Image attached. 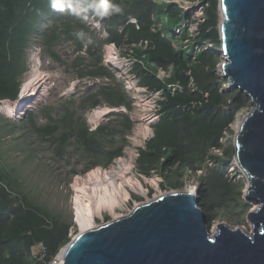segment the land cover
<instances>
[{"label":"trees","instance_id":"obj_1","mask_svg":"<svg viewBox=\"0 0 264 264\" xmlns=\"http://www.w3.org/2000/svg\"><path fill=\"white\" fill-rule=\"evenodd\" d=\"M107 1L111 7L99 11L98 0H0V102L18 98L28 51L37 35L43 37L47 48L60 42L73 44L83 54L82 59L90 58V70L80 75L91 79L113 78L103 64L106 44L125 49L124 55L130 52L135 58L128 66L129 76L146 90V95H160L153 137L137 148L135 171L139 176H159L161 190L171 191L183 188L182 177L187 171L195 176L197 170H205V176H198L203 184L199 197L204 199L198 207L204 213L209 200L218 205L229 201L233 207L240 204L241 192L238 199L231 196V182L224 174L234 157V148H225L222 140L226 133H233L231 126L249 100L228 87L217 73L218 0H200L204 5L200 7L202 20L198 22L194 13L186 14L179 4L169 0ZM78 2L85 3V14L74 9ZM192 24L196 35L190 37L184 27ZM178 29L183 32L174 37ZM186 39L189 43L182 44ZM146 44L148 48L143 49ZM82 59H77V63ZM159 72L164 75L159 76ZM100 104L133 109L122 83L99 85L79 100L78 107L85 111ZM73 105L71 102L65 107L62 116L53 107L43 108L39 115L46 120L43 126H37V116L29 112L23 129H29L58 160H63L68 150L79 154L83 167L80 171L71 170V176L96 167L107 168L123 156L133 122L127 115L116 113L113 119L89 132ZM2 106L0 129L5 128V133L14 131L17 124L8 119L9 111ZM214 177L219 181L217 187L209 184ZM237 185L242 190L240 181ZM11 186L7 172L0 168V264H50L70 243L73 225L33 203L26 194L14 192ZM151 195L152 191L148 197ZM135 200L142 201L136 197ZM39 245L43 250L31 255V250Z\"/></svg>","mask_w":264,"mask_h":264},{"label":"water","instance_id":"obj_2","mask_svg":"<svg viewBox=\"0 0 264 264\" xmlns=\"http://www.w3.org/2000/svg\"><path fill=\"white\" fill-rule=\"evenodd\" d=\"M218 14V74L251 107L235 129L233 158L248 181L244 200L257 205L247 213L252 232L221 223L210 233L197 194L172 191L79 232L60 264H264V0H218Z\"/></svg>","mask_w":264,"mask_h":264},{"label":"rangeland","instance_id":"obj_3","mask_svg":"<svg viewBox=\"0 0 264 264\" xmlns=\"http://www.w3.org/2000/svg\"><path fill=\"white\" fill-rule=\"evenodd\" d=\"M106 1L107 0H98L99 11L109 7L110 4ZM169 1L179 4L184 9L186 14L194 13L193 15L196 22L202 20V17H200L202 15L200 7L204 4H201L200 0ZM74 9L77 13L83 12L82 14H85V11H87V7L83 2H78L74 6ZM86 19L87 17H85V20ZM184 29L190 33V37L196 35L194 31L195 24H192L189 27L185 26ZM98 31L100 30L97 28L96 32L98 33ZM181 31V29L176 30L174 37H178ZM188 41L189 40L186 39L182 42V44H185ZM31 46V49L28 51L26 71L21 77L20 87L22 88L23 82L32 72V67L36 62L38 71L50 76L47 81V89L46 92H43L42 90H38L37 92L35 91L32 93L30 98H27V95L21 93L22 89L20 88L19 93L23 96L20 102L13 106L10 104L2 106V108L9 111L8 113L10 115L8 119L11 122L16 123L17 128L14 131L7 133H5V128L0 129V168L7 172L8 181L12 184L11 189L14 192L17 191L26 194L29 200L33 203L38 204L48 211L59 214L71 221L75 229L73 235H77L80 228L79 226L74 225V220H76L74 211L75 180L85 179L90 172L96 169H116L118 162H112V164L107 168L96 167L85 174H76L71 176V170L80 171L83 167V162H81L83 159L78 157L79 154H75L74 152H70V150H68L65 158L63 160H58L54 158L50 148H44L45 145L41 142V140H38L31 135L29 129H23V125L25 126L26 124L25 118L29 112L37 116V126H43L46 124L45 119L39 116L41 114L40 111L43 108L53 107L57 110L56 112L59 113V116H62V111H64V108L68 107L71 102L74 103L73 107L76 111V116L78 118H83L85 122L84 115L89 110H80L78 102L85 95L94 92L98 88V86H96L97 83L89 76L80 75V72L84 73L85 70H90L88 67L90 65V61H88L90 58L88 59V57H86L87 59H82L81 57H84L83 54L77 52V49L74 48L73 44H70L69 42H60L51 48H47L43 43V37L41 35H37L36 38L33 39ZM107 48L108 45H105L103 48V64L113 74L112 79L108 78L109 85H112L113 83H122L128 91V95L133 102V109L130 114L134 121V128L138 129L136 130V136H138L137 134L145 127L152 130L153 122H150L149 124L144 123L143 113L148 114V116L153 119L156 115L153 112V107L156 104L155 102L160 100V96H158V94H151L146 97L140 95V93L137 92V88L134 89L133 87L136 83L135 79L128 77V73H130L128 72V66L135 60V58L130 55V52L128 55H124L125 49H116L115 54H107V51L110 49ZM147 48L148 45H144L143 49ZM79 58L83 61L77 63V59ZM191 58H193V55ZM163 75V72H159V76L162 77ZM66 92L68 93L66 94ZM103 105L104 104L99 105L101 107L100 110L104 109ZM250 109L251 107L248 104L237 116L236 122L232 124L231 129L233 133L231 135L227 133L225 134V138L222 140L225 148L233 146V136L235 129H237L238 122L245 114L249 113ZM8 113H4V115ZM115 115V112L106 110L101 124H105L108 120L113 119ZM5 116L7 117L8 115ZM40 118H42V120ZM2 123L5 124L6 122L2 120ZM25 131H27L26 134ZM141 145H143L142 140L140 141L139 137L133 136L131 143L127 144V146H130V149H126L127 147H125L122 159L128 160L130 157L134 158L133 168L129 178H131L135 183L140 184L142 189H139L138 191H130L127 189L129 195L125 200L124 205L117 208L115 210V214H112L107 210H103L101 212V216H96L94 225L99 226L106 223V216L109 217V221H111L126 215L128 213L127 210L131 211L134 206L147 202L161 194L170 193L172 191L194 192L197 194L199 201L203 199L199 197V190L203 187V184H201L198 176H205L207 174L205 170H197L195 176H193V173L191 174L190 171H187L182 177L183 188L171 191L161 190L160 185L162 180L155 174H152L149 177H145L143 175L139 176V174L135 171L134 162H136V160L135 156H133V151L135 147L138 148V146ZM212 152L220 155L219 152ZM212 165L213 164L209 166ZM224 174L225 178L229 179L231 182V196L238 199V193L241 192L243 201L233 207L232 204L234 203L229 201L218 205L215 204V202L212 203V200H209V206H205L203 208L205 214L210 217H208L207 222L209 232L213 233L216 231V226L222 223L229 227L242 228L245 232L251 233V225L247 222V213L253 209L255 210L257 205L254 203H247L244 200L243 192L248 186V181L241 169L235 163L234 158L228 164V168L225 170ZM238 181L242 183V190H240L237 185ZM209 184H214L215 187H217L219 185V181L216 177H214L210 180ZM150 191H152V195L148 197ZM135 197L141 198L142 201L139 202L135 200ZM212 204H214V206L213 208H210ZM38 252L39 248L35 247L31 250L30 254H37Z\"/></svg>","mask_w":264,"mask_h":264},{"label":"bare ground","instance_id":"obj_4","mask_svg":"<svg viewBox=\"0 0 264 264\" xmlns=\"http://www.w3.org/2000/svg\"><path fill=\"white\" fill-rule=\"evenodd\" d=\"M110 53L112 54L111 49L107 51V54ZM37 67L35 62L32 72L23 82L22 88L20 87L22 89L21 93L27 95V98H30L35 91L42 90L46 92L47 89V81L50 76L39 72ZM4 105L9 104L5 103ZM104 109L95 110L91 115V121L96 123L98 119H101L106 113ZM148 131V127H145L140 131V135L144 138ZM132 168L133 158L130 157L128 160L122 159L118 161L116 169H96L90 172L85 179L75 180V224L79 226L80 232L95 228L94 220L96 216H101L103 210L115 214V210L124 205L129 195L127 189L130 191L142 189L140 184L129 178Z\"/></svg>","mask_w":264,"mask_h":264},{"label":"built area","instance_id":"obj_5","mask_svg":"<svg viewBox=\"0 0 264 264\" xmlns=\"http://www.w3.org/2000/svg\"><path fill=\"white\" fill-rule=\"evenodd\" d=\"M111 49L112 50V54H115V50L117 49L113 44H109L108 45V48L107 49ZM39 52V51H38ZM81 53V52H80ZM128 77H131V76H129V73H128ZM132 79H135L134 77H132ZM92 80H94L97 84H96V86H99V85H108L109 84V79L108 78H106V77H95V78H93ZM136 81V80H135ZM133 87H134V89L135 88H137V92L138 93H140V95H143L144 97H146L147 95H146V90L144 89V88H142V87H139L138 85H137V82L133 85ZM68 92H66V94H67ZM157 95L158 94V96H160L159 95V93L158 92H156V93H154V95ZM153 95V94H152ZM133 103V102H132ZM156 104H155V106L153 107V112L155 113V110H156V108H157V101L155 102ZM101 107L98 105V106H96V107H94L93 109H91V110H89L88 112H86V114L84 115V118H85V124H86V126H87V128H88V130H89V132H92V131H94L100 124H101V122H102V119H103V116H102V118L101 119H98L97 121H96V123L95 122H92L91 121V115L93 114V112L95 111V110H97V109H100ZM103 108H105L107 111H111V112H115V113H123V114H125V115H127L128 117H129V119L133 122V127H132V129H131V132H130V134H128L127 136H126V140H127V142L128 143H131V141L133 140V136H135V137H139V139H140V141L142 140V142H143V145L145 144V142L147 141V140H149L150 138H152L153 137V129L151 130L150 128H148V134L146 135V137H142L141 135H140V132L137 134L138 136H136V130H138V129H136V128H134V121H133V118H132V116H131V114H130V112L131 111H128L126 108H124V107H119V108H112V107H109V106H107V105H103ZM102 108V109H103ZM108 113V112H107ZM144 114V123H146V124H149L150 122H153V124L155 123V121H156V119H157V114L153 117V119L152 118H150L149 116H148V114H145V113H143ZM41 120H42V118H40ZM45 122H46V120H45ZM140 144H142V143H140ZM143 145H141V146H138V148H142L143 147ZM127 148L126 149H130V146H126ZM137 147H135V149H134V151H133V156H135V160L137 159V157H138V153H137V149H136ZM125 149V148H124ZM124 152L125 151H123V156H124ZM122 156V157H123ZM122 157H119V158H116L115 160H113V162H115V161H120V160H122ZM133 158V157H132ZM133 160H134V158H133ZM135 163V162H134ZM128 211V213L130 212L129 210H127ZM127 213V214H128ZM126 214V215H127ZM123 216H125V215H123ZM74 225H76L75 224V220H74ZM73 232H75V229H74V227H71L70 228V232H69V235L71 236V238L73 239V238H75L77 235L75 234V235H73ZM80 231H78V233H79ZM38 248H39V252L41 251V250H43V248H42V246L41 245H39L38 246ZM38 252V253H39ZM37 253V254H38ZM32 255H36V254H32ZM60 259H59V255H57L55 258H54V260L50 263V264H57V262H58V264H60Z\"/></svg>","mask_w":264,"mask_h":264},{"label":"clouds","instance_id":"obj_6","mask_svg":"<svg viewBox=\"0 0 264 264\" xmlns=\"http://www.w3.org/2000/svg\"><path fill=\"white\" fill-rule=\"evenodd\" d=\"M107 3H109L110 4V2H108V1H106ZM111 6L109 5V7L107 8V9H109ZM106 45H109V44H106Z\"/></svg>","mask_w":264,"mask_h":264},{"label":"snow or ice","instance_id":"obj_7","mask_svg":"<svg viewBox=\"0 0 264 264\" xmlns=\"http://www.w3.org/2000/svg\"><path fill=\"white\" fill-rule=\"evenodd\" d=\"M57 7L59 6V5H56Z\"/></svg>","mask_w":264,"mask_h":264}]
</instances>
